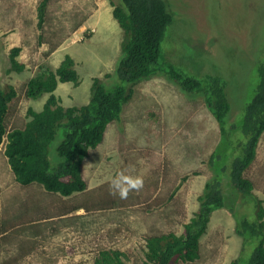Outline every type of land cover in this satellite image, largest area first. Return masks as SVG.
Masks as SVG:
<instances>
[{
    "label": "rangeland",
    "instance_id": "374dc122",
    "mask_svg": "<svg viewBox=\"0 0 264 264\" xmlns=\"http://www.w3.org/2000/svg\"><path fill=\"white\" fill-rule=\"evenodd\" d=\"M39 1L0 0V88L12 85L19 90L8 106V127L29 120L28 109L40 110L47 94L36 100L26 98L25 84L45 68L53 70L64 54L74 59L80 81L77 87L59 85L55 93L65 106L87 102L93 77L111 86L112 76L105 75L123 56L122 32L112 20L109 0H51L42 28L35 13ZM168 2L175 15L161 44L160 61L165 57L175 62L176 69L196 76L205 71L220 73L234 120L236 110L251 99L256 66L264 61V0ZM22 6L24 12L19 11ZM178 14L183 21L176 26ZM60 27L64 28L61 34ZM41 32L50 43L38 45ZM54 41L55 51L43 57ZM12 47L21 48L18 60L25 68L19 73L9 68ZM201 53L208 55L203 61ZM218 141L216 123L200 99L190 101L160 78L139 81L119 119L107 126L102 142L83 161L85 190L68 198L42 192L30 215L32 221L25 226L7 229L15 223L9 213L13 223L0 230V264H92L104 248L122 252L125 264H144L145 238L167 232L178 235L191 218L197 196L211 178L207 158ZM2 161L0 146V198L18 194L27 198ZM122 170L144 179L143 188L130 192L127 199L112 194L110 187L111 178ZM246 173L264 206V133ZM231 201L240 203L239 196L233 195ZM74 204L80 207L66 215ZM241 207L238 216L243 214ZM4 208L0 201V221L6 220ZM61 214L67 218L55 217ZM234 225L235 218L227 210L215 211L200 239L199 259L188 264H229L241 248ZM28 226L36 230L31 235L23 230Z\"/></svg>",
    "mask_w": 264,
    "mask_h": 264
},
{
    "label": "trees",
    "instance_id": "16d2710c",
    "mask_svg": "<svg viewBox=\"0 0 264 264\" xmlns=\"http://www.w3.org/2000/svg\"><path fill=\"white\" fill-rule=\"evenodd\" d=\"M50 1L40 0L37 4L35 13L39 28H42ZM109 4L111 16L122 32L120 46L123 53L113 73L105 75L112 76L111 86L93 77L85 104L63 105L55 93L59 85L77 87L80 84L74 59L64 54L53 70L45 68L26 82V98L36 100L45 94L47 98L40 110H27L29 120L22 126L11 127L5 120L6 113L19 90L12 85L0 88L2 163L9 170L12 181L21 190H26L27 197L18 198V194L13 199L0 198L1 206H7L4 208L6 220L0 221V230L13 223L9 213L15 223L7 229L30 224V215L42 192L47 196L56 194L65 198L83 192L86 184L82 179V164L89 151L102 142L107 126L119 119L123 106L131 99L134 85L159 77L170 81L190 101L201 100L216 123L219 141L207 158L211 178L197 196L191 218L183 224L178 235L167 232L145 238L142 249L144 264L194 263L200 257V239L206 233L213 213L221 210H227L235 218L234 234L241 240L239 253L229 264H264V206L254 194L252 181L246 173L264 133V61L256 66L251 99L243 109L241 106L236 110L232 120L226 83L220 73L205 71L196 76L182 68L176 69L172 65L175 62L167 61L165 57L160 61L163 58L161 44L175 15L168 0H109ZM19 11L24 12L25 6ZM22 21H26L25 24L29 22L25 18ZM180 21L183 19L178 14L176 26L182 24ZM59 23L62 24L61 20ZM213 25L215 29L217 23ZM62 29L60 27V34ZM38 40L40 46L50 43L44 32L39 34ZM55 48L54 41L43 52V57L49 56ZM20 52V47H12L8 54L9 68L18 73L25 68L18 60ZM200 55L202 61L208 56L206 53ZM235 194L239 196L238 204L231 201ZM79 207L78 204L70 205L65 210L66 215ZM239 207L244 211L238 216L236 210ZM66 215L55 217L61 220L67 218ZM54 221L51 219L50 225ZM23 230L30 234L35 229L28 226ZM39 234L34 233V236ZM120 256H123L120 251L104 248L97 253L93 264H123Z\"/></svg>",
    "mask_w": 264,
    "mask_h": 264
},
{
    "label": "clouds",
    "instance_id": "9594fccd",
    "mask_svg": "<svg viewBox=\"0 0 264 264\" xmlns=\"http://www.w3.org/2000/svg\"><path fill=\"white\" fill-rule=\"evenodd\" d=\"M112 20H113V18H112ZM113 21H115V20H113ZM74 33H75V31L72 32L71 36H73ZM155 78H157V77H155ZM152 79H154V78H152ZM143 184H144L143 176H140V175L133 176L131 174H126L125 170L118 172L110 180V187L112 189V194L118 195L120 199H127L130 192L140 191L143 188ZM145 240H144V244H145ZM142 249H143V247H142ZM120 253L123 255L122 252H120ZM120 259L122 260L123 264H125L123 256H120Z\"/></svg>",
    "mask_w": 264,
    "mask_h": 264
},
{
    "label": "bare ground",
    "instance_id": "6f19581e",
    "mask_svg": "<svg viewBox=\"0 0 264 264\" xmlns=\"http://www.w3.org/2000/svg\"><path fill=\"white\" fill-rule=\"evenodd\" d=\"M17 17V16H16ZM129 92V91H128ZM129 103V102H128Z\"/></svg>",
    "mask_w": 264,
    "mask_h": 264
}]
</instances>
